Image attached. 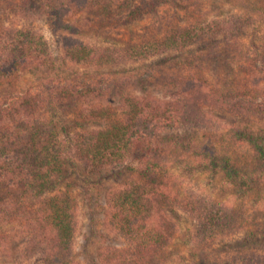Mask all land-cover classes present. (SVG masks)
Returning a JSON list of instances; mask_svg holds the SVG:
<instances>
[{"label": "trees", "instance_id": "obj_1", "mask_svg": "<svg viewBox=\"0 0 264 264\" xmlns=\"http://www.w3.org/2000/svg\"><path fill=\"white\" fill-rule=\"evenodd\" d=\"M38 1L50 30L63 34L60 52L33 29L7 27L0 32V229L20 235L27 258L41 264H81L74 254L77 204L65 188L79 170L98 177L107 168L120 167L132 178L110 196V224L127 246L107 248L101 264H166L176 238L177 212L193 222L195 248L236 234L240 220L228 207L175 192L169 155L183 156L175 163L185 175L222 178L240 194L254 193L258 203L264 202V42L252 48L249 57L243 54L241 37L250 19L234 15L205 28L172 26L160 39L110 47L75 39L82 31L68 17L92 13L101 18V12L111 16L112 6L120 4L129 10L116 11L124 23L150 11L160 19L158 8L166 0H143L132 8L117 0ZM179 1L189 6L198 2ZM240 3L257 10L255 1ZM259 11L264 13V8ZM204 43L212 53L223 43L247 56L238 88L224 90L198 71L218 61L195 55L192 48L201 49ZM185 51L191 52L192 62L184 65L195 64V70L172 78L175 93L167 100L121 91L118 105L112 106L111 85L81 84L66 68L100 69ZM26 72L46 81L40 92L16 89ZM65 110L74 117H60ZM217 135L249 146L251 155L239 160L229 149L214 146ZM259 244L264 248V232ZM252 245L254 240L247 237L239 248ZM226 264H264V259L246 255Z\"/></svg>", "mask_w": 264, "mask_h": 264}, {"label": "rangeland", "instance_id": "obj_2", "mask_svg": "<svg viewBox=\"0 0 264 264\" xmlns=\"http://www.w3.org/2000/svg\"><path fill=\"white\" fill-rule=\"evenodd\" d=\"M117 1L118 3L127 1L132 8L143 0ZM252 1L256 2V11L242 7L240 0H198L194 6L181 3L179 0H166L158 8V16L162 18H155L150 11L131 23H124L116 15L118 14L116 11L121 9L124 12L129 11L127 7L117 4L112 6L114 11L111 16H106L103 12L101 18L94 17L92 13H76L70 15L68 20L82 31V35L73 36L75 39L90 45L122 47L151 41L154 38L160 39L172 26L205 28L213 25L214 21L227 20L239 15L250 19L245 35L241 37L242 52L248 56L251 55L252 48L259 47L264 42V13L259 11V8H264V0ZM84 17H88V20L85 21ZM7 27L33 29L44 36L54 52H60L63 34H55L50 30L38 0H0V32ZM221 37L219 35L217 38ZM211 48L206 43L202 44L201 49L196 46L192 48L196 56H206L210 61L218 57L215 64L205 63L198 71L213 85L224 90L238 88L244 75L240 66L245 64L244 57L247 56H240L234 47H226L223 43L213 49L215 53L210 52ZM190 53L185 51L183 54L178 52L157 54L145 61L100 69L75 65L66 68L70 78H75L81 84H95L105 88L111 85L108 104L112 106L118 105L117 94L121 91L129 95L167 100L175 93L172 78L195 70V64L192 67L184 65L187 61L192 62ZM38 76L41 75L24 73L21 79L16 81V89L23 93L40 92L46 81H42ZM128 81L132 83L128 84ZM113 87L117 91H114ZM59 116L66 119L74 117L71 111L66 110ZM214 138L216 141L213 143L214 146L229 149L232 156L239 160L247 159L251 155L249 146L235 145L224 135H217ZM177 158L183 156L178 153L169 155V170L174 176L175 192L180 197L201 196L210 202L228 207L238 215L241 227L236 234L218 239L210 247L195 248L192 243L193 222L185 214L177 212L176 238L167 251L166 264H226L246 255H257L264 259V248L259 244L264 232V202L258 203L257 195L254 193L240 194L222 178L209 180L204 174L192 176L183 174L176 166ZM131 176L127 169L120 167L107 168L98 177L88 175L82 170L72 175L65 190L72 195L77 204L78 226L74 254L81 264H101V255L107 248L127 246V241L118 235L110 224L109 201L112 192L123 189L131 180ZM247 237L254 240V245L243 251L239 244L245 242ZM1 240H5L6 243L0 245V264H41L39 260L23 255L22 239L14 229H0Z\"/></svg>", "mask_w": 264, "mask_h": 264}]
</instances>
